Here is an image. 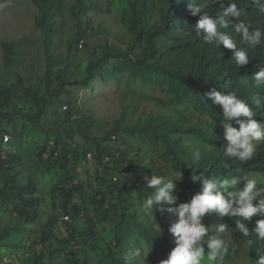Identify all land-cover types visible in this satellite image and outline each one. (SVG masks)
<instances>
[{
    "label": "trees",
    "instance_id": "1",
    "mask_svg": "<svg viewBox=\"0 0 264 264\" xmlns=\"http://www.w3.org/2000/svg\"><path fill=\"white\" fill-rule=\"evenodd\" d=\"M32 3L39 13L36 25L44 35L47 63L43 84L50 101L68 87L89 88L96 79H105L106 69L117 61L128 66L134 75L146 79L161 77L177 101L189 103L195 111L212 118L214 122L183 125L171 115L151 116L143 131L154 146H165L166 159L174 166L178 201L186 205L190 219L198 224L194 245L219 262L229 257L231 247L220 238L230 237L234 246L248 248L251 264H257L258 252H264V187L252 186L247 197L230 201L225 186L229 180L245 175L264 176V0H128L129 9L124 17L133 32L128 46L101 45L81 79L68 62L63 66L51 53L63 27L60 1ZM156 3L158 19L153 20ZM81 13L83 2L77 0V6L70 10L77 27L68 42L70 56L89 37ZM0 47L4 64L9 65L14 46L1 42ZM22 88L21 76L11 86L0 83L1 122L30 117L16 104L22 99ZM24 94L41 114L45 111L47 100L32 89ZM128 110L124 108L114 127L102 137L93 136L89 127L84 126L85 121L79 120L85 144L73 141L66 128L46 139L38 152L39 160L47 162L48 170L64 173L63 180L52 190V208L57 214L49 216L39 234L34 232L31 243L19 246L23 252L19 264H108L104 259L90 263L78 256L77 249L82 245L100 250L99 227L106 224L122 229L134 226L163 264H192L187 254L186 228L165 209L178 216L177 205L159 197L156 189H160V178L154 180L157 175L148 174V165L139 164L129 154ZM229 110L235 125L245 122L260 137L255 150L244 155L229 152V145L215 123H225V111ZM72 117L71 113L69 119ZM6 133L1 132L2 137ZM185 134L196 135L214 149L191 161L188 149L178 146ZM51 141L62 145L59 157L54 152L46 156ZM20 159L15 153H3L0 144V179H4L0 186V209H12L17 215L14 226L0 231L1 250L14 232L29 231L43 215L38 184L32 180L19 182L18 174L12 173ZM80 166L84 168L82 176L77 173ZM133 191L147 199L159 230L127 197ZM223 196L227 201L220 200ZM215 205L224 211L217 210ZM61 215L73 221L85 218V229L61 222ZM62 223L67 227L66 234Z\"/></svg>",
    "mask_w": 264,
    "mask_h": 264
},
{
    "label": "rangeland",
    "instance_id": "2",
    "mask_svg": "<svg viewBox=\"0 0 264 264\" xmlns=\"http://www.w3.org/2000/svg\"><path fill=\"white\" fill-rule=\"evenodd\" d=\"M59 1L63 27L51 53L56 60L61 61L63 66L68 62L79 79L84 76L88 63L94 59L96 50L100 52L101 45L109 43L121 48L128 46L133 37L130 24L124 17L125 11L129 9L128 0H82L83 28L89 37L83 42L82 47L79 46L70 56L68 42L77 31L76 20L71 16L70 10L73 6H77V0ZM95 3H98V7ZM158 7L159 3H156L153 20L158 19ZM78 10L76 8V11ZM38 15L32 0H0V43L8 42L14 46L9 65L4 64L0 47V83L11 86L16 84L18 76L23 78V88L20 91V99H22L17 100L16 104L24 114L30 116L28 118L18 116L6 122H1L0 119V144H2L3 153L12 152L21 158L12 171L13 174H18V181L27 183L32 180L38 184V196L42 200L43 211H41L43 215L39 223L30 227L29 231L14 232L7 241L8 245L2 250L0 248V264L13 262L19 264L20 256L23 254L19 246L31 243L36 235L34 232L40 233L49 216L57 214L52 208V190L63 180L64 173L60 170H48L47 162L39 160L37 155L46 139L66 128L72 133L73 141L85 144L86 139L79 132V120L85 121L84 126L89 127L93 136L102 137L114 127L124 108L129 109L126 116V124L131 128L130 134L127 135L131 145L128 149L129 154L139 164L148 165L151 169L148 174L157 175L154 180L160 178V189H156L159 197L177 205L178 216H173L169 209H165L177 223L186 228V243L189 246L187 254L191 263L251 264L248 248L234 246L230 237L220 238L221 242L224 241L231 247L229 257L219 262L194 245V235L198 224L190 219L186 205L178 201L174 166L166 159L165 146L161 143L154 146L146 131H143V127L147 125L151 116L171 115L178 121H182L183 125L198 124L200 121L214 122L212 118L195 111L189 103L177 101L176 96L161 77L155 75L146 79L141 75H134L128 66L124 67L117 61L106 69L105 79H96L89 88L68 87L65 93H56L55 99L50 101L43 84L47 62L44 35L36 25L35 18ZM27 89L34 90L41 98L47 100L42 114L37 106L25 97L24 91ZM71 113L73 117L69 119ZM231 114V110L225 111L226 122H215L220 128L222 138L229 145V152L234 155H244L255 150L260 137L251 131L245 122L239 126L235 125L231 121ZM1 132H7L6 134L11 137L8 143H5ZM179 145L188 149L187 157L191 161H196L205 152L214 149L212 145L193 134H185ZM91 170L94 172V169ZM78 172L82 176L84 168L80 166L77 169ZM145 177L148 176L145 174ZM3 185L4 179H0V186ZM252 186L264 187V176L254 173L229 180L225 186L227 198L235 201L247 197ZM127 197L133 200L138 209L150 219V224L159 230L160 225L150 212L147 199H141L135 191ZM220 200L227 201L224 196ZM215 208L224 211L221 206L215 205ZM16 220L17 215L12 209L9 212L0 209V231L14 226ZM60 220L80 230L85 229V218L73 221L61 215ZM62 226L63 233L66 234L67 227L64 223ZM131 226L122 229L111 224L101 225L98 243L101 249L95 251L81 245L77 248L80 250L78 256L90 263H97L104 259L108 264H163L157 252H152L137 229ZM30 231L34 235L30 234ZM257 257L259 258L257 264H264V252H258ZM177 264L181 263L177 262Z\"/></svg>",
    "mask_w": 264,
    "mask_h": 264
},
{
    "label": "built area",
    "instance_id": "3",
    "mask_svg": "<svg viewBox=\"0 0 264 264\" xmlns=\"http://www.w3.org/2000/svg\"><path fill=\"white\" fill-rule=\"evenodd\" d=\"M82 47V46H81ZM11 137L9 135H4V141L5 143H8L10 141ZM62 150V145L61 144H56V142L54 141H51L49 144H48V147H47V154L46 156H49L50 154H52L54 152V156L55 157H59L60 155V151ZM88 159L91 160L92 159V155L90 154L88 156ZM68 219V218H67Z\"/></svg>",
    "mask_w": 264,
    "mask_h": 264
}]
</instances>
